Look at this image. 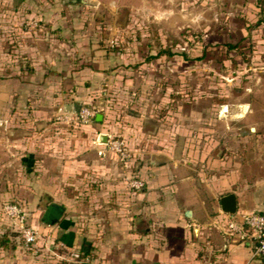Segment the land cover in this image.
Returning <instances> with one entry per match:
<instances>
[{"label":"crops","instance_id":"obj_1","mask_svg":"<svg viewBox=\"0 0 264 264\" xmlns=\"http://www.w3.org/2000/svg\"><path fill=\"white\" fill-rule=\"evenodd\" d=\"M89 21L46 19L47 32L22 40L26 71L0 78V205L24 202L38 235L17 257L0 244V264H46L48 254L61 264H264L252 243L224 233L218 205L232 193L236 211L264 210V86L251 113L237 109L251 122L241 146L244 130H224L220 104L177 120L168 102L161 116L127 114L116 129L101 109L84 126L57 121L68 104L94 105L111 80ZM112 134L131 152L126 167L96 154ZM8 223L0 212V233Z\"/></svg>","mask_w":264,"mask_h":264},{"label":"rangeland","instance_id":"obj_2","mask_svg":"<svg viewBox=\"0 0 264 264\" xmlns=\"http://www.w3.org/2000/svg\"><path fill=\"white\" fill-rule=\"evenodd\" d=\"M14 2L0 0V78L26 71L22 40L38 29L47 32L46 19L84 16L90 20L89 33L98 35L93 43L110 56L104 68L111 80L96 92L93 110L105 112L115 129L127 114L151 111L161 116L168 102L174 104L177 120L190 107H207L209 116L210 108L220 104L226 117L224 130H244L239 145L251 143V122L240 120L237 109L251 113V97L262 96L264 0H88L87 4L20 0L16 6ZM161 50L165 53L157 55ZM7 202H1L2 215ZM16 202L26 211L24 202ZM8 224L10 229L0 233V244H12L8 251L14 250L17 257L26 252L24 243ZM34 256L39 259L40 252ZM45 259L46 264H61L54 255Z\"/></svg>","mask_w":264,"mask_h":264},{"label":"built area","instance_id":"obj_3","mask_svg":"<svg viewBox=\"0 0 264 264\" xmlns=\"http://www.w3.org/2000/svg\"><path fill=\"white\" fill-rule=\"evenodd\" d=\"M95 110L80 106L76 112H62L55 116L57 121L77 126L87 125ZM100 147L96 150L97 156H114V158L123 166L130 162L132 155L124 140L117 134L106 137L105 142L96 141ZM128 187L136 192L140 191L144 182L130 175L126 178ZM2 213L7 218L26 246H31L37 241L38 235L36 230L27 224L28 214L16 201H10L2 205ZM222 227L225 234L237 242H250L253 244L251 256H264V210L255 212H238L233 214L222 213Z\"/></svg>","mask_w":264,"mask_h":264},{"label":"water","instance_id":"obj_4","mask_svg":"<svg viewBox=\"0 0 264 264\" xmlns=\"http://www.w3.org/2000/svg\"><path fill=\"white\" fill-rule=\"evenodd\" d=\"M20 0H15L14 5L16 6L19 3ZM80 2L87 4L88 0H79ZM80 108L79 104H68L64 111L68 112H76ZM249 131L252 132L253 128L250 127ZM104 138H99L100 142H105L106 141V136H103ZM218 205H219V210L222 213L226 214H233L236 211V202H235V196L232 193H228L225 195H222L219 197L218 200ZM185 214L188 216L189 212H185Z\"/></svg>","mask_w":264,"mask_h":264},{"label":"trees","instance_id":"obj_5","mask_svg":"<svg viewBox=\"0 0 264 264\" xmlns=\"http://www.w3.org/2000/svg\"><path fill=\"white\" fill-rule=\"evenodd\" d=\"M164 53H165V52L161 50V52H158V54H157V55H163ZM82 106H87V107H89V108H91V109H93V108H94V106H93L92 104H88V105H82ZM31 227H32V226H31Z\"/></svg>","mask_w":264,"mask_h":264}]
</instances>
